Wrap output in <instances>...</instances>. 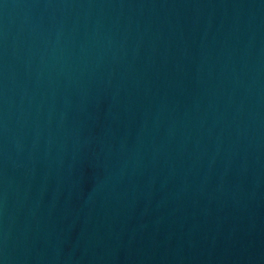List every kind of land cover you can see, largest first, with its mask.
Listing matches in <instances>:
<instances>
[{
	"label": "water",
	"instance_id": "water-1",
	"mask_svg": "<svg viewBox=\"0 0 264 264\" xmlns=\"http://www.w3.org/2000/svg\"><path fill=\"white\" fill-rule=\"evenodd\" d=\"M0 264H264V0H0Z\"/></svg>",
	"mask_w": 264,
	"mask_h": 264
}]
</instances>
